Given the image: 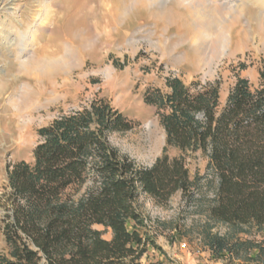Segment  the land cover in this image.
<instances>
[{"label": "rangeland", "instance_id": "374dc122", "mask_svg": "<svg viewBox=\"0 0 264 264\" xmlns=\"http://www.w3.org/2000/svg\"><path fill=\"white\" fill-rule=\"evenodd\" d=\"M203 7L211 16L204 25ZM262 67L264 0H0V203L8 170L20 160L33 162L39 129L65 112L107 99L134 127L111 133L110 143L147 166L166 145L158 111L145 101L149 88L166 90L172 76L186 84L219 81L222 108L238 77L259 85ZM179 153L169 150L172 157ZM186 157L203 188L191 201L181 192L165 204L140 197L144 230L159 247L149 244L140 263L262 264L215 257L205 246L200 227L209 219L217 178L207 156ZM3 215L0 204V252L6 249ZM213 231L223 235L229 227L215 224ZM251 232L239 236L264 243V230Z\"/></svg>", "mask_w": 264, "mask_h": 264}, {"label": "trees", "instance_id": "16d2710c", "mask_svg": "<svg viewBox=\"0 0 264 264\" xmlns=\"http://www.w3.org/2000/svg\"><path fill=\"white\" fill-rule=\"evenodd\" d=\"M259 77L258 86L238 77L222 108L219 81L186 84L172 76L166 90L149 88L145 101L158 111L166 145L147 166L110 143L111 133L134 127L105 98L41 127L33 162L20 160L7 173L0 264H141L149 244L159 247L144 230L139 199L165 204L177 192L198 199L203 177L192 175L186 157L196 152L217 178L200 227L205 246L215 257L264 264L263 241L239 236L264 230V67ZM174 148L180 153L172 157ZM222 223L229 227L223 235L213 231Z\"/></svg>", "mask_w": 264, "mask_h": 264}, {"label": "bare ground", "instance_id": "6f19581e", "mask_svg": "<svg viewBox=\"0 0 264 264\" xmlns=\"http://www.w3.org/2000/svg\"><path fill=\"white\" fill-rule=\"evenodd\" d=\"M183 1H185V0H183ZM198 14H199L198 17L200 18V23H202L204 25V24H207L208 22H210V19H211L210 12L205 7L199 9ZM197 46H200V45L197 44ZM201 48L198 47L199 50H204V48H202V49ZM198 53L202 56L203 51H202V53H201V51Z\"/></svg>", "mask_w": 264, "mask_h": 264}, {"label": "crops", "instance_id": "0c3cea01", "mask_svg": "<svg viewBox=\"0 0 264 264\" xmlns=\"http://www.w3.org/2000/svg\"><path fill=\"white\" fill-rule=\"evenodd\" d=\"M110 232V231H109ZM183 260V259H182ZM206 262H207V264H221V262H219V261H212V262H209V261H207V260H205ZM196 264V263H195ZM201 264H203V263H201Z\"/></svg>", "mask_w": 264, "mask_h": 264}, {"label": "built area", "instance_id": "2783aa9c", "mask_svg": "<svg viewBox=\"0 0 264 264\" xmlns=\"http://www.w3.org/2000/svg\"><path fill=\"white\" fill-rule=\"evenodd\" d=\"M183 245L185 246L186 244L184 243Z\"/></svg>", "mask_w": 264, "mask_h": 264}]
</instances>
